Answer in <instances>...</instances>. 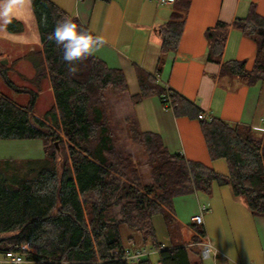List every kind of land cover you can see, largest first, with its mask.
Wrapping results in <instances>:
<instances>
[{
    "label": "trees",
    "instance_id": "16d2710c",
    "mask_svg": "<svg viewBox=\"0 0 264 264\" xmlns=\"http://www.w3.org/2000/svg\"><path fill=\"white\" fill-rule=\"evenodd\" d=\"M31 3L42 43L41 50L27 56L35 68L31 81L40 90L42 80L48 77L54 104L41 118L33 113L35 96L28 106L0 96V138L42 139L45 144L49 135L61 137L56 132L59 129L68 142V156L59 166V147L45 145L44 159L37 160L40 163L30 167L21 180L17 176L11 179L10 159H0V254L29 244L37 254L28 252L27 257L38 264H155L151 258H125L129 247H155L160 264H192L188 243L161 248L154 217L162 215L170 232L173 199L194 192L210 196L214 182L230 186L234 197L254 216L264 217V135L246 124L213 116L199 118L204 112L172 90L175 115L200 120L210 157L226 159L228 173L190 160L181 152H170L158 133L140 129L133 114L127 118L129 130L145 144L152 176V182L144 183L131 154L117 145L107 118L110 92L128 91L124 71L92 55L75 62L77 71L71 73L62 59V49L48 39L56 21L69 14L52 0ZM173 5L176 11L172 19L160 27L163 54L178 49L185 28L180 12L189 10L191 0H175ZM74 19L81 29L90 31ZM6 27L10 32L23 31L22 22L16 19ZM232 27L257 44L251 70L244 60L221 59ZM260 29H264V17L252 5L246 17L235 18L232 23L217 21L205 30L207 59L221 64L222 77H235L249 85L264 79V36L258 33ZM139 73L141 90L131 97L132 104L158 95L166 106L165 85L143 71ZM124 226L140 237V247L134 235L124 243ZM193 226L202 238L206 236L201 226Z\"/></svg>",
    "mask_w": 264,
    "mask_h": 264
},
{
    "label": "crops",
    "instance_id": "0c3cea01",
    "mask_svg": "<svg viewBox=\"0 0 264 264\" xmlns=\"http://www.w3.org/2000/svg\"><path fill=\"white\" fill-rule=\"evenodd\" d=\"M52 1L71 18L79 19L94 36L103 37L104 45L93 55L108 66L124 71L129 98L140 92L139 72L143 71L160 84H169L174 92L196 104L206 116L210 114L229 123L246 124L264 135V79L249 85L235 77H222L221 64L207 59L205 36V30L217 21L232 23L235 18L246 17L252 5L257 14L264 17V0H191L189 10L180 12L185 28L179 47L164 54L160 27L172 19L176 11L173 3L159 4L156 0ZM256 52L255 40L232 27L221 59L244 60L246 68L251 70ZM131 108L140 129L158 133L170 152H181L190 160L200 161L222 174L228 173L226 159L210 157L198 118L176 116L158 95L148 96ZM44 157L20 159L42 160ZM148 178V181L144 178V183L152 182V178ZM173 205L172 227L179 231L175 235L170 228L172 245L185 243L184 232L196 234L193 216L206 206L208 212L199 226L217 248V254L209 257L214 264H264V217L254 216L234 197L230 186L214 182L210 196L200 192L180 195L173 199ZM190 250V261L195 264ZM195 252L202 258L196 247ZM155 254L144 256L142 260ZM6 263L12 262L2 255L0 264ZM155 264L160 263L156 260Z\"/></svg>",
    "mask_w": 264,
    "mask_h": 264
},
{
    "label": "rangeland",
    "instance_id": "374dc122",
    "mask_svg": "<svg viewBox=\"0 0 264 264\" xmlns=\"http://www.w3.org/2000/svg\"><path fill=\"white\" fill-rule=\"evenodd\" d=\"M2 2L3 0H0V3ZM9 19L21 21L23 24V31L10 32L6 27L8 22H6L4 17L0 16V96L8 97L23 106H28L32 97L35 96L33 113L43 118L45 113L54 104V95L48 77L42 80L40 90L31 81V78L35 74V68L27 56L32 52L41 50L42 48L31 0H15ZM1 60L6 63H2ZM11 82H13V84H11ZM20 87L25 88L27 91H19L18 89ZM35 91L37 93H35ZM107 105V118H109V122L111 123V128L115 134L114 138L116 137L117 145L123 146L131 154L134 163L137 165L139 172L142 175L143 182L144 178H147L146 180L148 181V177L152 178V176L146 146L139 138L133 136L134 134L129 130L130 126L127 118L133 115L131 110V98H129L126 92L123 94H114L110 92ZM56 132L61 137L55 139V136L49 135L45 144L42 139L0 138V159H9L10 157L17 158L9 160L10 163L8 164V169L11 179H14L13 176H17L16 178L20 180L26 177L28 175V169L35 166L34 164H39L40 162L37 160L20 158H39V156L45 155V145L52 148H56V144L58 145L60 150L57 152V157L59 159L58 165L62 166L63 158L65 155L68 156V142L59 129H56ZM56 149L54 150L56 151ZM115 210L118 211L119 207H116ZM154 225L158 241L166 246L167 244H171L169 229L167 228L165 219L162 215H156L154 217ZM196 228L197 227H194L197 232L193 236L189 232L183 233V237L187 241L184 242L188 243L191 249V258L194 263L214 264L212 258H200V256L196 254L195 247L199 251V243L204 238L210 240L208 237L202 238L201 234H199L200 231ZM171 229L172 233L177 235L179 230L175 227H172ZM122 234L125 244H128L127 238L129 235H134L136 238L139 237L136 232L125 226L122 228ZM139 238L137 239L136 246L140 247L142 241ZM195 238L198 239L194 241ZM211 242L213 243L212 240ZM129 248L135 249L138 247ZM2 255L3 254L1 253L0 257H2ZM157 258L158 253L151 257L153 261H156ZM25 264L38 263L31 260Z\"/></svg>",
    "mask_w": 264,
    "mask_h": 264
},
{
    "label": "clouds",
    "instance_id": "9594fccd",
    "mask_svg": "<svg viewBox=\"0 0 264 264\" xmlns=\"http://www.w3.org/2000/svg\"><path fill=\"white\" fill-rule=\"evenodd\" d=\"M15 0H3L0 3V16L10 23V14ZM48 39L62 49V59L69 65V71L75 73V62L82 58L92 56L105 43L100 35H92L90 31L79 27L74 18L64 17L58 19Z\"/></svg>",
    "mask_w": 264,
    "mask_h": 264
},
{
    "label": "built area",
    "instance_id": "2783aa9c",
    "mask_svg": "<svg viewBox=\"0 0 264 264\" xmlns=\"http://www.w3.org/2000/svg\"><path fill=\"white\" fill-rule=\"evenodd\" d=\"M159 4H172L175 0H156ZM166 91L163 94V99L166 102V106H169V108L172 107V88L169 84H165ZM206 115L204 113L199 115V118H203ZM209 117H212L209 114ZM208 212V209L206 206H203L199 213L195 214L193 216V221L195 224L202 225L204 221V214ZM200 254L202 258H209L212 256H215L217 254V248L216 246L211 242V240L204 238L200 243ZM161 248H165V245L162 244ZM33 253L37 254V251L35 249H32L29 244H21L16 247L14 250H8L3 255L4 257L12 262L13 264H25L28 261H35V259L28 258L27 254ZM158 248H135L130 249L128 248L126 250L125 258L129 260H142L144 256H149L152 253H158Z\"/></svg>",
    "mask_w": 264,
    "mask_h": 264
},
{
    "label": "water",
    "instance_id": "95a60500",
    "mask_svg": "<svg viewBox=\"0 0 264 264\" xmlns=\"http://www.w3.org/2000/svg\"><path fill=\"white\" fill-rule=\"evenodd\" d=\"M258 33L262 36H264V29H260L258 30ZM2 63H6L5 61L1 60ZM57 148H58V145L56 144Z\"/></svg>",
    "mask_w": 264,
    "mask_h": 264
}]
</instances>
